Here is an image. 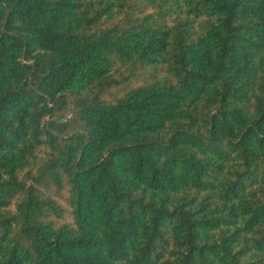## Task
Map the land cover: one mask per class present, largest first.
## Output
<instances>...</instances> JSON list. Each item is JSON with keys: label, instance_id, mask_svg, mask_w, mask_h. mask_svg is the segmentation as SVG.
I'll use <instances>...</instances> for the list:
<instances>
[{"label": "trees", "instance_id": "obj_1", "mask_svg": "<svg viewBox=\"0 0 264 264\" xmlns=\"http://www.w3.org/2000/svg\"><path fill=\"white\" fill-rule=\"evenodd\" d=\"M0 264H264V0H0Z\"/></svg>", "mask_w": 264, "mask_h": 264}]
</instances>
